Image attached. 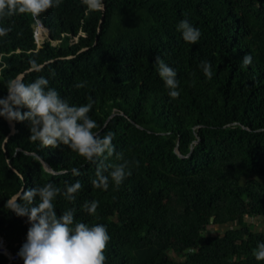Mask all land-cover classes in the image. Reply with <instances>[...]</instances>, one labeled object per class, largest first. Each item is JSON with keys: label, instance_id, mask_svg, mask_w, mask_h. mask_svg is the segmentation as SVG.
Returning <instances> with one entry per match:
<instances>
[{"label": "trees", "instance_id": "16d2710c", "mask_svg": "<svg viewBox=\"0 0 264 264\" xmlns=\"http://www.w3.org/2000/svg\"><path fill=\"white\" fill-rule=\"evenodd\" d=\"M102 3L60 0L39 16H0L9 29L0 36V96L31 61L42 64L24 82L43 76L69 104L90 97L92 131L114 133L115 146L107 159L88 161L67 145L41 146L27 121H13L5 153L11 128L0 118V238L17 254L30 225L5 201L52 183L61 190L58 215L71 208L74 220L106 226L105 264H264L253 255L264 242V0ZM183 19L201 31L195 44L177 31ZM38 21L47 32L40 47ZM157 56L177 72L176 98ZM201 61L211 62V79ZM124 160L131 175L121 184L92 186L98 164ZM77 180L75 199H66L65 184ZM92 200L98 207L89 215L82 205ZM0 264H8L1 255Z\"/></svg>", "mask_w": 264, "mask_h": 264}, {"label": "clouds", "instance_id": "9594fccd", "mask_svg": "<svg viewBox=\"0 0 264 264\" xmlns=\"http://www.w3.org/2000/svg\"><path fill=\"white\" fill-rule=\"evenodd\" d=\"M60 0H0V16L31 13L33 16L46 12L59 5ZM89 6L99 8L102 0H89ZM181 37L188 43L195 44L201 31L188 19L180 20L176 25ZM8 28L0 27V36ZM252 62L250 54L242 58V65ZM29 71H41L42 64L31 61ZM154 64L171 98L179 96L177 72L163 59L157 56ZM199 67L204 75L211 79L212 65L201 61ZM49 81L40 76L30 83L24 82L23 74L7 81L6 95L0 96V118L9 122L27 121L32 141H38L43 147L57 148L67 145L72 151L88 161L107 159L115 152L112 144L114 133L101 136L92 131L97 127L96 121L88 113L93 101L88 98L86 104L76 105L62 98L55 88L48 86ZM77 87H83L78 84ZM23 110V111H22ZM117 157L120 154L117 153ZM129 161L122 163L98 164L93 187L107 190L109 180L119 185L131 175ZM73 175H80L79 169H71ZM105 172L108 174L105 175ZM81 188L77 180L74 184H65L64 196L74 200L73 195ZM60 189L52 183L27 189L22 196H12L5 201V207L17 217H26L30 225L24 243L17 256L23 264H105V248L110 239L104 224H88L74 220V209H67L57 214L53 201ZM35 201V203H34ZM98 207L95 200L85 201L82 209L89 215ZM253 255L257 261L264 260V242H258Z\"/></svg>", "mask_w": 264, "mask_h": 264}, {"label": "built area", "instance_id": "2783aa9c", "mask_svg": "<svg viewBox=\"0 0 264 264\" xmlns=\"http://www.w3.org/2000/svg\"><path fill=\"white\" fill-rule=\"evenodd\" d=\"M43 30L44 29H43L42 24L38 21L35 34H34L35 43L38 47H40L41 43L43 42V33H42ZM0 255L5 257L8 260V264L15 263L19 261L20 259L17 256V254H14L9 250L6 242L1 238H0Z\"/></svg>", "mask_w": 264, "mask_h": 264}, {"label": "water", "instance_id": "95a60500", "mask_svg": "<svg viewBox=\"0 0 264 264\" xmlns=\"http://www.w3.org/2000/svg\"><path fill=\"white\" fill-rule=\"evenodd\" d=\"M103 21H104V16H103L102 19H101L100 27H99V31L101 30V26H102V24H103ZM32 72H33V71H29V72L23 74L24 78H25L29 73H32ZM7 122H8V124H9L10 128H11V132H10V134L8 135V138H7V140H6L5 144H4V151H5V153H6V145H7V142H8V141L10 140V138L13 137V135L16 133L15 123H14V122H9V121H7ZM8 165H9V167L12 169V166H11L10 162L8 163ZM12 170H13V169H12ZM13 171H14V170H13ZM14 172H16V171H14ZM22 191H23V190H22ZM22 191H21L20 193H18L17 195H15V196H18V197L21 196Z\"/></svg>", "mask_w": 264, "mask_h": 264}, {"label": "rangeland", "instance_id": "374dc122", "mask_svg": "<svg viewBox=\"0 0 264 264\" xmlns=\"http://www.w3.org/2000/svg\"><path fill=\"white\" fill-rule=\"evenodd\" d=\"M43 29H44V28H43ZM42 33H43V37H44L45 35H47V32H46L45 30H43ZM75 41H76V39H75ZM217 232H218V230H217L216 228H215V229H210V234H211V235H216Z\"/></svg>", "mask_w": 264, "mask_h": 264}]
</instances>
